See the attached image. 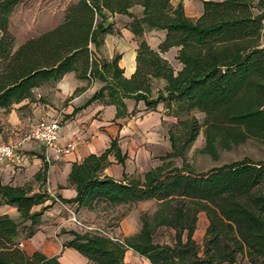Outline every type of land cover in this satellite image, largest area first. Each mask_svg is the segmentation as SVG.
<instances>
[{
  "label": "trees",
  "instance_id": "16d2710c",
  "mask_svg": "<svg viewBox=\"0 0 264 264\" xmlns=\"http://www.w3.org/2000/svg\"><path fill=\"white\" fill-rule=\"evenodd\" d=\"M27 0H0V108L33 101L32 90L41 82H57L74 73L86 86L76 88L72 97L93 82L102 87L81 107L94 101L115 107V119L128 117L125 100L142 101L145 110L164 104L181 129L180 145L171 132L172 151L165 158L181 156L204 128L201 154L214 160L219 151L255 140L264 143V0H201L202 12L188 19L173 0H77L67 7L54 28L30 37L15 49L9 18ZM135 6L139 18L128 25L138 41L135 71L125 78L119 67L120 55L101 59L97 53L103 37L112 34L104 26V13L126 15ZM164 31L152 49L143 39L145 31ZM178 48L174 72L161 54ZM164 82L153 96L154 81ZM204 115L182 119L190 112ZM109 156L121 162L114 139L100 155L90 154L71 166L68 178L76 195L62 203L92 209L98 203L131 205L156 201L157 209L140 216V230L122 240L85 233H72L64 243L91 264H124L127 250L149 264H264V161L249 158L195 174L161 165L135 179L123 175L115 180L103 175ZM46 171V168H44ZM38 172L35 180H40ZM51 200L29 187L0 184V206L14 207L23 221L34 224L41 213L32 209ZM204 213L208 225L201 250L193 239L197 216ZM173 232L172 244L153 241L157 230ZM32 233V232H31ZM29 233L28 235H30ZM27 235V236H28ZM16 222L0 215V264H61L41 252L27 254L20 249Z\"/></svg>",
  "mask_w": 264,
  "mask_h": 264
},
{
  "label": "rangeland",
  "instance_id": "374dc122",
  "mask_svg": "<svg viewBox=\"0 0 264 264\" xmlns=\"http://www.w3.org/2000/svg\"><path fill=\"white\" fill-rule=\"evenodd\" d=\"M77 0H27L19 4L11 14V31L18 37V41L24 42L30 37H35L38 34L48 31L49 28H54L63 19V15L67 7ZM199 2L201 0H173L172 5L176 7L178 4L182 6L184 15L191 20L199 12ZM136 10H132L126 14L129 17L137 18ZM190 16V17H188ZM110 15L104 13V26H111L113 36H122L121 30L128 28V24L124 25L122 22L116 21L114 18L110 20ZM125 26V27H124ZM151 31L146 30L145 35L151 46L157 43L156 37L150 38L148 35ZM263 41L260 40L261 47H264V28H263ZM105 37V36H104ZM104 37L103 44L97 55L103 59H108V55L104 54ZM120 37V38H121ZM144 39V35H143ZM138 45V39L134 40ZM148 44V43H147ZM149 45V44H148ZM111 48V44H110ZM158 48V47H157ZM175 49V48H173ZM170 49L166 53V61L171 65L174 72H178V62L173 54L174 50ZM178 49V48H176ZM117 55V54H113ZM112 56V57H113ZM153 96L157 91L162 89L164 82L159 80L153 82ZM100 85H102L100 83ZM47 88V85H45ZM52 87V84H51ZM33 95V94H32ZM42 102L43 97L35 100ZM66 103V101L64 102ZM42 104V103H41ZM135 105H132L134 108ZM12 108V107H11ZM57 110V109H56ZM142 112V113H141ZM108 114V112H106ZM188 117H195L199 123H203L204 115L197 111H192L188 116H183L182 119ZM106 120L108 118L106 117ZM31 123V122H30ZM177 119L169 114L164 104H159L154 111H139L134 108L129 121L126 123L124 133L116 137L118 148L124 154L121 162L109 156L108 160L111 161L107 167V171H103V175H109L113 179L122 180L123 175L127 177L142 180L145 172L156 168L161 165H168L167 170L173 168L185 171H192L195 174H204L213 168L221 167L224 164L233 161L249 158L253 161H264V143L255 140H247L245 143L233 147L229 151H219L217 160H214L208 155L200 153L203 148L204 142V128L201 129L196 140L189 146L183 155L165 158L168 153L172 151L169 135L173 132L177 139V146L180 145L182 137L181 129L176 126ZM109 147V146H108ZM121 154V155H122ZM121 157V156H120ZM117 161V162H116ZM121 166V167H120ZM69 175V174H68ZM46 172H44L43 183L41 180L32 178L26 183L27 187L36 189L39 188V193H44L50 197L51 200H46L44 204L36 206L32 209V213H41L36 218L34 224L30 221H23L19 215L12 217L17 224L18 229V242L20 249L28 254L36 251L46 255L56 254L57 258L62 257L65 253V242L73 238L72 233L83 235L85 233H96L110 239H120L136 234L141 228L140 216L142 214L151 215L156 209L158 203L156 201H146L135 203L131 205H109L107 203H98L92 209L77 208L75 204L62 203L56 200V194L51 196L46 190ZM62 178L65 175L61 176ZM67 183L70 186V180L67 176ZM43 187V190H42ZM206 216L204 213H199L197 216L195 241L201 250L204 235ZM32 232V233H31ZM31 233L30 235H28ZM28 235V236H27ZM153 241L158 244H172L173 232L168 229L161 228L156 231ZM76 253V252H75ZM78 254V253H76ZM80 259L70 258L63 256L61 261L67 260L71 264H91L84 262L85 259L78 254ZM62 263V262H61ZM124 264H149L144 258L137 256L135 253L127 254L124 256Z\"/></svg>",
  "mask_w": 264,
  "mask_h": 264
},
{
  "label": "crops",
  "instance_id": "0c3cea01",
  "mask_svg": "<svg viewBox=\"0 0 264 264\" xmlns=\"http://www.w3.org/2000/svg\"><path fill=\"white\" fill-rule=\"evenodd\" d=\"M198 9L199 12L194 17V20L201 15V2H199ZM132 10H136V13H138L137 18L141 16L142 8L140 6H135L128 10L129 14H131ZM113 18L114 21H116V26H118V22H122L124 25H129L133 20V17L127 15H114V17H110L111 23H113ZM9 26L11 30V16L9 18ZM50 29L52 28H49L48 30ZM121 32L124 39L117 35H105V50L103 53L108 55V59H111L113 54L120 55L121 59L118 63L119 67L123 70L124 77L130 78L135 71V51L137 49V43L136 41H133L134 35L128 30V28H123ZM148 35H150V38H153V36L154 38L156 37L157 43L151 46L145 33L144 40L152 49L157 50L158 45L164 39L165 32L153 30ZM261 41H263V33ZM21 43V41H18V37L15 36V49ZM173 50V54L176 55L178 49L175 48ZM166 53L161 54L162 58L165 60ZM177 64L178 69L180 70L181 65L179 63ZM161 82L163 83V81ZM45 85H47V88ZM84 86H86V83L77 80L74 73H67L57 82H41L38 87L32 90L35 100L43 97L42 102H36L34 100L30 102L28 99H25L18 104H14L9 111L0 108V142H14L18 140L27 130L30 122H35L41 119L51 120L53 118H58L61 121L60 145L63 146L68 141H73L75 144V149L64 156L56 154L51 150H45L39 144L34 142L25 144L22 150L24 160L21 166H14L6 162H0L1 185L24 187L38 172H42L40 182L43 183L44 172H46L47 183L45 187L48 194L51 196L56 194V200H69L74 198L76 195L74 186L71 183L69 186L66 181L71 166L75 163L82 162L83 159L90 154L100 155L108 148L112 140L120 136L121 133H124V130H127L125 128L126 123L129 121L134 108L139 111H144L145 109V105L142 101L135 103L133 100H125L124 102L129 115L122 119H115L116 110L114 106H105L99 101H94L85 108L76 110L84 105V103L102 87L99 82H93L85 91L70 98L76 88ZM65 101L66 103H64ZM132 105H135V107L132 108ZM106 112H108V114H106ZM106 117L108 120H106ZM119 150L121 149L119 148ZM120 154H122L121 151ZM123 155L124 154H122L121 157ZM44 168H46V171H44ZM105 171H107V168L104 172ZM63 175H65L64 178L61 177ZM28 187L31 190V194L39 193V188L34 191L33 188L31 189L30 186ZM4 214H7L12 218L17 216L18 213L14 207L1 205L0 215ZM207 225L208 221L206 220L205 230ZM194 235L193 239H195ZM20 243L22 247H24L22 242ZM75 252L76 251L73 249L65 248V253L62 257L64 256L65 259L67 257L80 259L78 254H76L77 252ZM132 253L134 252L127 250L125 255ZM46 256L57 258L56 254ZM62 257L57 258L60 263L62 262L61 264H71L68 263L67 260L61 261ZM82 260L88 262L86 258Z\"/></svg>",
  "mask_w": 264,
  "mask_h": 264
},
{
  "label": "built area",
  "instance_id": "2783aa9c",
  "mask_svg": "<svg viewBox=\"0 0 264 264\" xmlns=\"http://www.w3.org/2000/svg\"><path fill=\"white\" fill-rule=\"evenodd\" d=\"M60 120L41 119L31 122L27 130L14 142H0V162H6L14 166L23 164V146L27 143H37L45 150L54 151L59 155H67L75 149L73 141L60 145ZM115 240V239H112Z\"/></svg>",
  "mask_w": 264,
  "mask_h": 264
}]
</instances>
